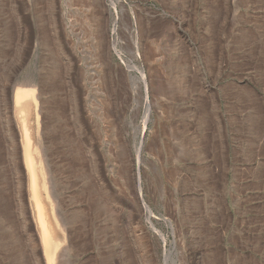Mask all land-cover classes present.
Instances as JSON below:
<instances>
[{"label":"rangeland","instance_id":"374dc122","mask_svg":"<svg viewBox=\"0 0 264 264\" xmlns=\"http://www.w3.org/2000/svg\"><path fill=\"white\" fill-rule=\"evenodd\" d=\"M259 164L264 0H0V264H264L217 229Z\"/></svg>","mask_w":264,"mask_h":264},{"label":"crops","instance_id":"0c3cea01","mask_svg":"<svg viewBox=\"0 0 264 264\" xmlns=\"http://www.w3.org/2000/svg\"><path fill=\"white\" fill-rule=\"evenodd\" d=\"M253 165L255 164L253 163ZM231 171H229L231 191L229 192V205L226 211L228 217L232 218L231 221L233 220L234 224L237 225L233 226L231 222L230 225L233 227L231 230L229 227L230 219H227L224 225H217V229L224 231L226 245H228L227 241H230L231 235L235 231L239 239L245 243V247L254 249L255 245L249 243L256 239L254 235H261V240L264 241V165L259 164L255 168H249L247 175L240 177L241 179L237 177L235 170ZM215 181L214 176H211L210 182L215 183ZM238 185L243 187L241 192L234 189ZM210 195L212 196V194ZM211 196L208 198L211 199ZM214 208L216 209L215 206H211L209 211L214 210ZM250 234L253 237H250ZM248 253L251 254L250 251ZM252 255L255 253L252 252Z\"/></svg>","mask_w":264,"mask_h":264},{"label":"bare ground","instance_id":"6f19581e","mask_svg":"<svg viewBox=\"0 0 264 264\" xmlns=\"http://www.w3.org/2000/svg\"><path fill=\"white\" fill-rule=\"evenodd\" d=\"M146 79H144L145 81ZM35 93V87L34 86H28V87H24V88H18L16 89L15 92V105L18 107L21 105V101L25 96L28 95H34ZM149 103L148 99H147V104ZM149 106V105H148ZM147 120H145L146 122ZM25 136H26V143H25V147H24V151H25V161L28 167V171L30 173L31 176V181H32V186L35 187L36 185V180H35V175H34V167H33V159H32V153H31V145H30V138H29V132L27 131V129L25 130ZM139 152V149H138ZM36 170V169H35ZM32 187V188H33ZM33 193H34V198L36 200V210H37V219H38V224L39 227L41 229V235H42V239H43V243H44V247H45V251L48 252L49 247L50 246V225L48 222V219L46 217V213L44 210V206L42 204V202L39 200L38 195L36 194L35 188L33 189ZM145 205V204H144Z\"/></svg>","mask_w":264,"mask_h":264},{"label":"water","instance_id":"95a60500","mask_svg":"<svg viewBox=\"0 0 264 264\" xmlns=\"http://www.w3.org/2000/svg\"><path fill=\"white\" fill-rule=\"evenodd\" d=\"M14 96H15V89L13 90V100H14ZM142 144H143V140H141L140 141V145H139V152H138V154L140 153V150H141V147H142ZM140 191H141V185H140ZM142 202H143V204H146V202H145V200L142 198ZM162 235V234H161ZM163 237V236H162ZM163 240H165V238L163 237ZM166 264H168L167 263V261H166Z\"/></svg>","mask_w":264,"mask_h":264}]
</instances>
